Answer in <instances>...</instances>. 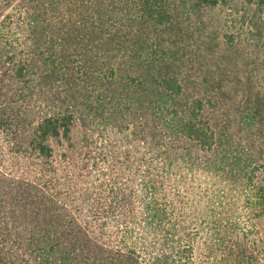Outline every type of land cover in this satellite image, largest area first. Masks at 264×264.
Returning <instances> with one entry per match:
<instances>
[{
	"label": "trees",
	"instance_id": "obj_1",
	"mask_svg": "<svg viewBox=\"0 0 264 264\" xmlns=\"http://www.w3.org/2000/svg\"><path fill=\"white\" fill-rule=\"evenodd\" d=\"M0 264H264V0H0Z\"/></svg>",
	"mask_w": 264,
	"mask_h": 264
},
{
	"label": "rangeland",
	"instance_id": "obj_2",
	"mask_svg": "<svg viewBox=\"0 0 264 264\" xmlns=\"http://www.w3.org/2000/svg\"><path fill=\"white\" fill-rule=\"evenodd\" d=\"M74 134L76 135V134H77V132H74Z\"/></svg>",
	"mask_w": 264,
	"mask_h": 264
}]
</instances>
